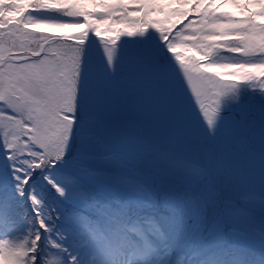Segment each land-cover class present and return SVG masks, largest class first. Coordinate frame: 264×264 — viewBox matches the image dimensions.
Returning a JSON list of instances; mask_svg holds the SVG:
<instances>
[{"label": "snow or ice", "instance_id": "6c2138e0", "mask_svg": "<svg viewBox=\"0 0 264 264\" xmlns=\"http://www.w3.org/2000/svg\"><path fill=\"white\" fill-rule=\"evenodd\" d=\"M0 264H264V0H0Z\"/></svg>", "mask_w": 264, "mask_h": 264}]
</instances>
